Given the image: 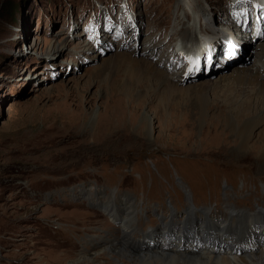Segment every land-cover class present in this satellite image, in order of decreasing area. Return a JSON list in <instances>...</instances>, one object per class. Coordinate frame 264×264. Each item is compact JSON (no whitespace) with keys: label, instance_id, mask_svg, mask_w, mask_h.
Returning <instances> with one entry per match:
<instances>
[{"label":"rangeland","instance_id":"1","mask_svg":"<svg viewBox=\"0 0 264 264\" xmlns=\"http://www.w3.org/2000/svg\"><path fill=\"white\" fill-rule=\"evenodd\" d=\"M251 69L264 80V0H0V264H69L93 251L92 234L119 233L110 197L137 201L141 243L178 247L202 231L204 209L231 200L264 211V120L244 132L256 114L234 111L261 108L256 85L236 78ZM122 92L132 100L93 138Z\"/></svg>","mask_w":264,"mask_h":264},{"label":"bare ground","instance_id":"2","mask_svg":"<svg viewBox=\"0 0 264 264\" xmlns=\"http://www.w3.org/2000/svg\"><path fill=\"white\" fill-rule=\"evenodd\" d=\"M141 64L146 66L147 72L145 74L155 76L158 84L165 85V92L171 93L176 89L174 84H172L167 77L163 76L164 70L162 68H158L151 63ZM102 70V68L98 70V73H102ZM245 71L239 74L236 78L239 79L245 77L246 80L250 79V81L256 85L257 93L262 97L261 100H259L261 108L259 107L260 105H253L252 102H243L234 108L235 113H241L245 116L256 114V123H254V125H245L243 128L245 130L244 132H250L264 120V110L261 113L264 105V80H260L261 74L256 72L254 69H251L249 72H247L248 70ZM140 74L141 73L137 75ZM217 88L218 86H214L211 90L215 91ZM208 91L206 90V94L202 96L204 110L209 101H211ZM223 95L225 97V103L222 105H226V108L233 106L234 103H236V100L230 94L225 93ZM223 95L212 100V107H217L218 104H220L219 98L223 97ZM132 96L131 92H122L121 94L114 93V95L111 94V108H106L104 113L102 111L99 112L97 128L96 130L94 129L95 131L90 132L92 133L93 138L96 139L102 137L103 132L105 133V131H102V126H112L114 118H118V114L116 113L118 110L121 111L123 102L132 100ZM224 108L222 106V109ZM67 115L68 113L62 111L55 114L57 118H64L67 117ZM226 115L228 118H231L229 113H226ZM74 116L77 118L74 122L75 126L80 127V125L82 126V124L86 121L88 113L83 110L82 112L75 113ZM103 119L107 122H102ZM229 123L230 126L234 125L233 119L230 120ZM67 124V122H60V127L63 130L68 131L69 129L66 126ZM111 126L106 129L109 133L112 129H114ZM232 203L233 202L231 200L225 202V211L222 207L218 210L204 209L202 215L204 216V222L200 227L202 231L198 233L196 237H191L189 241L182 243L181 246L178 247V242L181 241L179 238H177L174 243L173 241L165 238H161L160 243H155L154 240L149 241L148 243H141L140 237L143 236V233L138 234L141 232L142 227L139 225V209L137 201L132 199L131 201L126 200L118 202L110 197V201L107 205L103 206L108 209L110 213H116L117 215L122 216L123 220L121 224L118 225V227H115L116 231L119 233L116 236L104 235L102 233L92 234L90 236V240L93 243L92 249L94 250L90 252H88V250L85 253H80L76 256V258L69 260L68 263L100 264L99 257H101L102 259L107 258L113 260L116 264H122L123 262L121 263V261H124L125 264H264V226H262V224H264V211L257 209L252 212H246L245 210L236 209L233 207ZM189 212L190 215H188V218L190 222H195L197 220L196 216L193 211ZM210 214L217 215L218 217L216 219L219 223L209 219ZM207 223L208 226L214 230V232L221 230L218 237H210L207 235L211 231L208 230L209 228L207 227ZM110 230L113 232L114 228H110ZM211 239H213V242ZM211 243H214V245L207 248L206 246ZM225 246H228V249H225Z\"/></svg>","mask_w":264,"mask_h":264}]
</instances>
